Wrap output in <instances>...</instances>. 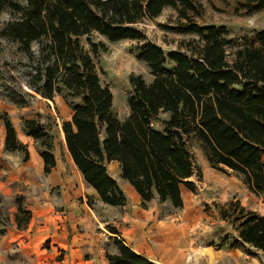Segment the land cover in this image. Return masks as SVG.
Instances as JSON below:
<instances>
[{
    "label": "trees",
    "instance_id": "16d2710c",
    "mask_svg": "<svg viewBox=\"0 0 264 264\" xmlns=\"http://www.w3.org/2000/svg\"><path fill=\"white\" fill-rule=\"evenodd\" d=\"M166 8L175 11L176 19L161 28L192 36L175 49L151 42L141 28ZM4 10L19 18L0 27V38L16 43L31 68V89L9 93L8 101L23 108L35 97L49 104L56 96L65 100L72 110L60 127L65 148L103 204L128 203L107 168L116 161L120 178L137 192L141 207L157 199L182 208V186L194 191L189 179L198 172L193 148L211 169L231 172L255 195L264 192V28L229 37L225 25L198 22L204 7L197 0H0V12ZM261 10L264 0L234 4L237 15ZM122 40L139 43L135 58L146 66L151 80L129 77V113L119 119L96 60L107 52V43ZM0 122L4 149L26 159L27 147L18 140L6 111H0ZM52 124L50 115L40 113L21 122L22 132L36 143L45 174L56 163ZM24 199L21 194L14 197L17 229L25 228L32 216ZM84 202L95 205L91 196ZM213 206L231 230L218 237L215 249L264 254V215L235 196ZM9 220L7 216L4 221ZM109 232L115 251L106 249L108 264H158L126 245L114 227Z\"/></svg>",
    "mask_w": 264,
    "mask_h": 264
},
{
    "label": "rangeland",
    "instance_id": "374dc122",
    "mask_svg": "<svg viewBox=\"0 0 264 264\" xmlns=\"http://www.w3.org/2000/svg\"><path fill=\"white\" fill-rule=\"evenodd\" d=\"M197 1L204 7L203 17L198 19V22L225 25L229 30V37L239 38L264 28V10L248 15H237L234 12L236 0ZM18 18V14L4 10L0 12V27ZM175 19V11L166 8L155 20L142 23L141 28L151 42L164 49H175L179 41L192 37L169 33L161 28L162 24H173ZM107 45V52L96 60V68L102 84L109 87L113 94L114 113L119 119H124L129 113L127 103L131 90L129 77L140 75L148 82L151 78L146 66L135 58L139 43L122 40ZM33 50L37 51L36 45L33 46ZM30 69L27 54L20 50L16 43L0 38V106L9 110L11 121L15 125L23 118L34 117L38 113L50 115L53 123L52 134L57 145L55 152L62 156L61 122L69 120L72 112L65 100L57 96L54 102L49 104L35 97L30 99L28 107L23 108L8 101L9 93H25L31 89ZM0 127H3L1 122ZM1 141L0 129V148ZM193 156L198 167V172L190 178L194 191L182 186V208H172L168 203H160L157 199L149 202L146 208L140 207L145 213L144 216H147L144 220L141 219L145 224L136 227L138 235L133 236L132 243L158 264H227L226 260H215L216 256H213L219 251L214 247L219 241L218 237L228 231L231 232L219 219L213 204L224 203L235 196L242 205L250 209L259 206L264 208V194L256 196L251 193L231 172L224 173L211 169L197 148H193ZM5 180V177L0 176V230L4 227L6 230L13 221L14 197L17 193H24V201L29 206L28 196L23 187L19 184L2 187ZM7 188L11 194H2ZM95 210L100 209L95 207ZM7 216L9 222L4 221ZM236 251L248 254L246 261L254 258L253 252L238 248Z\"/></svg>",
    "mask_w": 264,
    "mask_h": 264
},
{
    "label": "crops",
    "instance_id": "0c3cea01",
    "mask_svg": "<svg viewBox=\"0 0 264 264\" xmlns=\"http://www.w3.org/2000/svg\"><path fill=\"white\" fill-rule=\"evenodd\" d=\"M0 111L9 115V110L3 106H0ZM22 120L18 125L11 122L18 140L27 147L28 157L24 159L21 153L4 149L5 130L4 126L0 127V176L6 179L2 187L15 184L23 187L32 216L25 228L17 229L11 221L10 227L0 234V264H108L106 249L115 251L110 240L111 227L117 230L126 245L144 254L132 242L133 236L138 235L136 227L145 224L141 219L147 215L144 216L140 208L137 192L120 178L118 163L112 161L107 168L126 194L128 203L123 207H111L103 204L94 189L84 182L69 158L63 134L62 156L55 152L57 145L54 141L56 163L45 174L34 139L22 132ZM2 194L8 195L11 191L7 188ZM19 194L24 193L16 195ZM85 196L94 199L93 207L84 202ZM95 207L100 210H95ZM252 210L264 215L262 206ZM213 256H216L215 260H226L227 264L264 263V254L259 251H254V258L249 261H246L249 255L236 251V248L219 249Z\"/></svg>",
    "mask_w": 264,
    "mask_h": 264
}]
</instances>
